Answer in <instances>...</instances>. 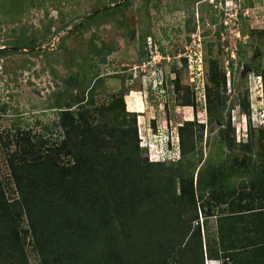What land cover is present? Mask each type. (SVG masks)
<instances>
[{
    "label": "trees",
    "instance_id": "1",
    "mask_svg": "<svg viewBox=\"0 0 264 264\" xmlns=\"http://www.w3.org/2000/svg\"><path fill=\"white\" fill-rule=\"evenodd\" d=\"M96 16L95 11L90 20ZM258 49L256 64L249 66L262 80L263 125L253 127L248 90L228 108L230 113L238 107L247 116L246 142H237L231 115H225L227 70L217 58L208 60L207 124L198 122L193 101L183 100L193 107L194 119L178 126L179 147L169 137L162 161L141 156L135 114L134 125L102 122L78 95L77 111L55 103L64 131L59 143L13 134L17 147L8 163L18 196L9 198L0 178V264H30L28 243L42 264H206L199 217L214 215L219 263L262 264L256 260H264V236L253 242L243 237L255 218L264 226V50ZM229 65L232 73V61ZM173 83L179 90L178 76ZM105 109L115 112V120L126 114L124 95L114 94ZM216 122L218 140L230 151L240 146L239 151L253 152L257 139L261 176H251L256 166L247 153L221 157L205 170L192 159L198 149L196 126L203 138L204 128ZM235 176L245 177L242 189L234 187Z\"/></svg>",
    "mask_w": 264,
    "mask_h": 264
},
{
    "label": "rangeland",
    "instance_id": "2",
    "mask_svg": "<svg viewBox=\"0 0 264 264\" xmlns=\"http://www.w3.org/2000/svg\"><path fill=\"white\" fill-rule=\"evenodd\" d=\"M119 1L0 0V49L24 48L0 52V178L9 198L18 196L8 163L17 147L13 134L59 143L64 131L55 103L77 111V95L102 122L134 125L135 114L141 156L162 161L169 137L179 147L178 126L194 119L193 107L183 100L193 101L198 122L207 124L208 60L217 58L227 70L225 115H231L237 142L248 139V119L238 107L230 113L228 108L246 90L253 127L263 125L261 76L244 66L256 64L259 46L264 50V0H131L90 20L93 12ZM114 94L124 95L127 110L116 120L105 109ZM219 127L206 126L201 138L196 126L192 159L205 170L221 157L247 153L256 166L251 176H261L257 139L253 152L240 146L230 151L218 140ZM241 179L246 182L231 179L234 187L243 188ZM204 219L199 217L203 232ZM27 252L30 264H42L31 243Z\"/></svg>",
    "mask_w": 264,
    "mask_h": 264
},
{
    "label": "crops",
    "instance_id": "3",
    "mask_svg": "<svg viewBox=\"0 0 264 264\" xmlns=\"http://www.w3.org/2000/svg\"><path fill=\"white\" fill-rule=\"evenodd\" d=\"M260 221V218H255L253 220L252 228L243 234L244 239L246 241H255L256 239H262L264 236V226H262L261 222L257 223L256 221ZM263 220V218H261ZM250 222V218H248L247 224ZM256 223V226H255ZM204 232H203V240H204V250L206 254V264H213L219 262L217 257V252L219 250V243H218V232H217V216H207L204 219L203 223ZM207 250H209L210 255L212 256L207 257ZM256 260V259H254ZM260 263L264 264V260H256Z\"/></svg>",
    "mask_w": 264,
    "mask_h": 264
},
{
    "label": "water",
    "instance_id": "4",
    "mask_svg": "<svg viewBox=\"0 0 264 264\" xmlns=\"http://www.w3.org/2000/svg\"><path fill=\"white\" fill-rule=\"evenodd\" d=\"M125 1H127V0H121V1H119V2H116V3L112 4V5L106 6V7L102 8V9L97 10L96 13H99V12L104 11V10H108V9L114 7V6H117V5H121V4H123ZM16 49H24V48H16ZM244 68H245V69H247V68H248V69H251L249 66H244Z\"/></svg>",
    "mask_w": 264,
    "mask_h": 264
}]
</instances>
